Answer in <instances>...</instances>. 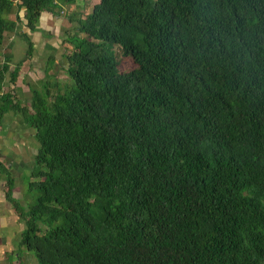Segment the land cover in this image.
<instances>
[{
    "label": "trees",
    "instance_id": "1",
    "mask_svg": "<svg viewBox=\"0 0 264 264\" xmlns=\"http://www.w3.org/2000/svg\"><path fill=\"white\" fill-rule=\"evenodd\" d=\"M89 1L0 0V44L17 34L25 58L21 9L33 32L90 5L65 15L67 87L20 106L3 86L23 60L0 61V125L19 113L36 143L26 207L0 161L13 264H264V0Z\"/></svg>",
    "mask_w": 264,
    "mask_h": 264
},
{
    "label": "rangeland",
    "instance_id": "2",
    "mask_svg": "<svg viewBox=\"0 0 264 264\" xmlns=\"http://www.w3.org/2000/svg\"><path fill=\"white\" fill-rule=\"evenodd\" d=\"M90 1L89 3L92 4L96 0ZM62 10L64 13L60 12V16L44 13L39 19V29L34 32H29L21 22L23 20V9L18 12L21 18L18 22V31L26 33L33 42V50L30 53V57L25 58L26 41L17 36V34L5 33L0 44V61L5 56H9V65L13 66L18 60H23L13 85L7 82L8 76H6L5 79L7 81L3 86L4 90H8L20 106H28L31 96L30 87L39 90L42 83L48 82L52 84L49 85L48 90L50 93H54L57 91L56 87L63 89L71 82L63 70L65 60L61 53L70 51V48H65L64 38L73 33L72 26L74 24L70 23L65 15L81 16L90 10V5H68ZM9 17L13 19V13ZM43 36H45L44 39L41 38ZM115 51L120 71L127 70L133 66L130 59L121 57L119 50L115 49ZM48 56H52L54 59L51 63L47 62ZM45 68H47V71ZM32 133L33 131L26 126L19 113L14 114L10 111L3 116L0 125V161L14 177L12 195L23 207L32 203L34 199L33 193L27 192L24 179V175H28L30 172L32 157L35 153L36 143ZM2 187L3 179L0 178V236H6L7 241H10L7 248L15 249L23 223L18 222L8 210L9 204L3 197ZM21 251L25 250L23 248L20 249L18 254ZM28 253L30 254L29 264H34L35 260L32 254ZM7 263V259H0V264Z\"/></svg>",
    "mask_w": 264,
    "mask_h": 264
},
{
    "label": "crops",
    "instance_id": "3",
    "mask_svg": "<svg viewBox=\"0 0 264 264\" xmlns=\"http://www.w3.org/2000/svg\"><path fill=\"white\" fill-rule=\"evenodd\" d=\"M42 16V15H41ZM40 16V17H41ZM39 17V19H41ZM40 21H38V24H39ZM39 29V26L37 25V30ZM35 30V31H37ZM34 32V31H33ZM41 38H45V36L41 37ZM9 208V207H8ZM10 211V209H8ZM11 212V211H10ZM12 213V212H11ZM13 214V213H12ZM15 217V215H14ZM16 218V217H15ZM2 219V218H1ZM17 220V218H16ZM18 221V220H17ZM18 241V239H17ZM16 242V241H15ZM10 243V241H7V237L6 236H0V259H7L8 263L7 264H13L14 262V259L16 257V255H11L12 251L14 249H9L7 248V245ZM17 243V242H16ZM5 254H7V256H5ZM11 255V256H10ZM9 259L12 261L9 263ZM18 259H19V262L20 264H29L30 263V254L27 252V251H21L19 254H18Z\"/></svg>",
    "mask_w": 264,
    "mask_h": 264
}]
</instances>
